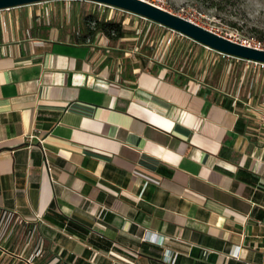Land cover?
Returning <instances> with one entry per match:
<instances>
[{
  "label": "crops",
  "instance_id": "obj_1",
  "mask_svg": "<svg viewBox=\"0 0 264 264\" xmlns=\"http://www.w3.org/2000/svg\"><path fill=\"white\" fill-rule=\"evenodd\" d=\"M51 2L66 21L41 14ZM71 3L105 13L0 10V264H264V90L233 76L251 66L190 38L170 43L186 65L133 33L88 38Z\"/></svg>",
  "mask_w": 264,
  "mask_h": 264
},
{
  "label": "rangeland",
  "instance_id": "obj_2",
  "mask_svg": "<svg viewBox=\"0 0 264 264\" xmlns=\"http://www.w3.org/2000/svg\"><path fill=\"white\" fill-rule=\"evenodd\" d=\"M156 5L163 7L164 9L190 19L195 23L211 29L223 36L231 37L238 42H244L247 40L262 42L264 45V0H147ZM65 2H51L46 5H40L41 14L47 19V14L44 13L46 7L48 8V18L53 21L55 17L66 21L67 13L63 9L62 13H57L60 7H65ZM75 10L80 11L82 17L85 12H90L93 9L88 7L87 4H73L71 3V20L75 16ZM74 11V12H73ZM61 12V11H60ZM73 12V13H72ZM107 14V13H106ZM109 15V13H108ZM112 19H117L125 22L128 32L134 34L136 41L139 45H142L144 49L147 48L150 53H158L160 55L166 54L167 58L170 56V52L177 51L179 56L185 53L187 44L177 41L175 46L173 44L168 45L167 39L162 43L165 32H159L153 27L148 30V24L140 19H134L133 17H119L118 15H109ZM139 32V33H138ZM262 38V41H260ZM176 39V38H174ZM155 45V50H151ZM141 48V50H142ZM183 49V50H182ZM181 50V51H180ZM173 51V52H174ZM195 56L203 57L200 50H196ZM174 53H172L173 55ZM199 54V55H198ZM207 54V53H206ZM199 59V58H198ZM207 60L206 56L203 57ZM208 63V60H207ZM240 69L234 71V78L240 83H244L248 90H253L255 86L263 87L264 90V70H256L253 67L245 70L246 66L239 64ZM245 67V68H244ZM242 72V75H238ZM243 70H245L246 77H243ZM241 76V77H240ZM240 79V80H239ZM264 119L263 117H260Z\"/></svg>",
  "mask_w": 264,
  "mask_h": 264
},
{
  "label": "water",
  "instance_id": "obj_3",
  "mask_svg": "<svg viewBox=\"0 0 264 264\" xmlns=\"http://www.w3.org/2000/svg\"><path fill=\"white\" fill-rule=\"evenodd\" d=\"M52 0H0V10H8L21 6ZM101 3L123 9L168 29L179 32L195 42L216 52L238 59L264 63V48L245 45L227 38L194 21L174 14L163 7L147 0H81Z\"/></svg>",
  "mask_w": 264,
  "mask_h": 264
},
{
  "label": "trees",
  "instance_id": "obj_4",
  "mask_svg": "<svg viewBox=\"0 0 264 264\" xmlns=\"http://www.w3.org/2000/svg\"><path fill=\"white\" fill-rule=\"evenodd\" d=\"M92 9H93L92 11L85 12L82 16L81 29L84 32V36L88 38H93L98 34H103L109 37L111 40H118L130 34V32H128L126 26L121 20L109 19L106 13H101L95 7ZM260 41H262V38ZM260 43L262 44V42ZM261 48H264V45H261ZM186 59H187V52L183 53V55L181 56H178V65H183V64L186 65L187 64ZM238 60L246 62V60H242V59H238ZM223 68H224V63L218 60L215 63V69L219 73ZM245 119L246 118L244 117L240 118L236 126L237 132L244 133L246 131ZM239 179L241 181H244L252 185H257L259 182V178L247 170H240ZM222 198L224 200H227L225 195H222ZM45 218L49 222L58 225L60 228L64 229L69 234L76 235L82 240H88L95 247H101V245L96 240L90 237L91 230L88 227L84 226L83 224H80L79 222H76L75 220L69 219L65 216H61L59 214L53 213L52 211H49V213H47Z\"/></svg>",
  "mask_w": 264,
  "mask_h": 264
},
{
  "label": "built area",
  "instance_id": "obj_5",
  "mask_svg": "<svg viewBox=\"0 0 264 264\" xmlns=\"http://www.w3.org/2000/svg\"><path fill=\"white\" fill-rule=\"evenodd\" d=\"M96 5L98 6V8L103 11V12H107L109 13V15H115V14H119V15H124V16H128V17H136V19H142L144 20L146 23H152V21L146 19V18H143V17H140L138 15H135L133 13H130L128 11H125L123 9H119V8H116V7H113V6H108V5H104V4H101V3H96ZM159 25V24H158ZM160 27H163L166 29L167 31V35H168V44H170L172 42V38L173 37H177L179 39H184V38H188L186 37L185 35L179 33V32H176L174 30H171V29H168L162 25H159ZM226 37V36H225ZM227 38H230L232 39L231 37H227ZM233 40V39H232ZM235 41V40H234ZM238 42V41H237ZM240 43H243L245 45H249V46H254V47H258V48H261V43L260 42H256V41H250V40H247V41H244V42H240ZM207 50L209 51H212V52H216L206 46H204ZM220 56H222L223 58H226L228 60H232V59H235V57H232V56H229V55H226V54H222V53H219L217 52ZM247 64L251 67H253L254 69L256 70H264V63H261V62H256V61H247ZM258 113L264 118V111L262 110H257Z\"/></svg>",
  "mask_w": 264,
  "mask_h": 264
}]
</instances>
